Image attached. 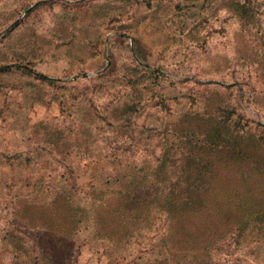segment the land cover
<instances>
[{"label":"rangeland","instance_id":"374dc122","mask_svg":"<svg viewBox=\"0 0 264 264\" xmlns=\"http://www.w3.org/2000/svg\"><path fill=\"white\" fill-rule=\"evenodd\" d=\"M17 19L0 36V264H264V0H0V33ZM184 170L210 190L171 218ZM217 200L228 218L202 214Z\"/></svg>","mask_w":264,"mask_h":264},{"label":"trees","instance_id":"16d2710c","mask_svg":"<svg viewBox=\"0 0 264 264\" xmlns=\"http://www.w3.org/2000/svg\"><path fill=\"white\" fill-rule=\"evenodd\" d=\"M43 76L42 74H40ZM45 77V76H43ZM225 134L221 132L220 127H215L211 130H207L205 134V142L208 145L209 148L214 147L218 142L225 143L227 142L225 139ZM225 145V144H223ZM210 154L212 155V150H209ZM227 159V158H226ZM249 157L247 155H244L242 158V161H248ZM212 159L208 160L205 166L207 167ZM228 161V160H227ZM205 168V167H204ZM184 178H185V186L180 189L176 190L175 188L170 187L169 189L165 191L167 194L162 200V210L164 213L171 217H185L190 215L191 213H195L196 208V203H194L191 199L193 196H200L203 197L205 194L208 193L210 190L209 186H206L205 184L203 185L201 182L196 184L194 183L195 181L206 177V171L202 170H197V173L188 172V170H184ZM193 176V177H192ZM147 194V195H146ZM142 195V194H141ZM145 195L148 197L146 199L148 200V203L153 201V197L151 196V192H148L146 190ZM144 195V196H145ZM121 203H119V206L116 208L118 209L119 214H124L126 217H128L130 214L133 215L135 214V211L130 207L134 203L135 199H138L137 197L132 196L129 192L122 191L120 195ZM157 197V196H155ZM145 201V200H143ZM135 202L134 204H136ZM202 205V214H205L207 217L210 215H216L220 218H228V211L227 209L231 205L230 200H217V203L215 204H200ZM195 208V209H194ZM225 209V210H224ZM224 210V211H222ZM201 211V210H200ZM227 213V214H226ZM240 215V214H239ZM230 224V222H227ZM240 225L241 222H237L236 224H231V226ZM237 229L239 228L238 226L236 227Z\"/></svg>","mask_w":264,"mask_h":264},{"label":"water","instance_id":"95a60500","mask_svg":"<svg viewBox=\"0 0 264 264\" xmlns=\"http://www.w3.org/2000/svg\"><path fill=\"white\" fill-rule=\"evenodd\" d=\"M32 8V6L30 8H28L25 12H28L30 9ZM19 19L15 20L14 22H12L8 27H6L1 33L0 36H2L4 33H6L10 28H12L13 25H15L18 22ZM5 66L0 67V70L3 69Z\"/></svg>","mask_w":264,"mask_h":264}]
</instances>
